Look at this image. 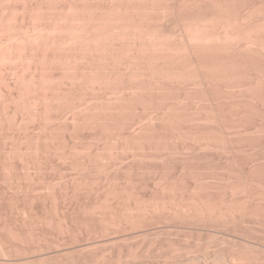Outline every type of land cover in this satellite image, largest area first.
Returning <instances> with one entry per match:
<instances>
[{"label":"rangeland","instance_id":"1","mask_svg":"<svg viewBox=\"0 0 264 264\" xmlns=\"http://www.w3.org/2000/svg\"><path fill=\"white\" fill-rule=\"evenodd\" d=\"M0 6V264H264V0Z\"/></svg>","mask_w":264,"mask_h":264},{"label":"bare ground","instance_id":"2","mask_svg":"<svg viewBox=\"0 0 264 264\" xmlns=\"http://www.w3.org/2000/svg\"><path fill=\"white\" fill-rule=\"evenodd\" d=\"M0 7H1V6H0ZM1 12H2V11H1ZM72 12H73V11H72ZM70 13H71V12H70ZM2 14H3V13H2ZM178 15H179V14H178ZM174 16H175V15H174ZM19 17H21V16H19ZM176 17H177V16H176ZM16 18H17V17H16ZM178 18H179V17H178ZM200 18H201V17H200ZM214 18H215V17H214ZM214 18H212V19H214ZM5 19H6V18H5ZM21 19H22V18H21ZM58 19H59V18H58ZM175 19H176V18H175ZM201 19H202V18H201ZM215 19H216V18H215ZM99 20H100V19H99ZM177 20H178V19H177ZM191 20H192V19H191ZM193 20H194V19H193ZM0 21H1V20H0ZM53 21H56V20H53ZM59 21H60V20H59ZM59 21H58V22H59ZM95 21H96V20H95ZM101 21H102V20H101ZM196 21H197V20H196ZM21 22H22V20H21ZM48 22H49V21H48ZM74 22H75V21H74ZM102 22H103V21H102ZM197 22H198V21H197ZM210 22H211V21H210ZM214 22H215V21H214ZM221 22H223V21H221ZM0 23H1V22H0ZM51 23H52V21H51ZM56 23H57V21H56ZM76 23H77V22H76ZM176 23H177V21H176ZM180 23H181V22H180ZM219 23H220V21H219ZM19 24H20V21H19ZM19 24H18V25H19ZM57 24H58V23H57ZM68 24H69V23H68ZM79 24H80V23H79ZM192 24H194V22H193ZM196 24H197V23H196ZM211 24H212V23H211ZM214 24H215V23H214ZM27 25H28V24H27ZM53 25H54V24H53ZM69 25H71V24H69ZM88 25H89V24H88ZM91 25H92V24H91ZM182 25H183V24H182ZM194 25H195V24H194ZM199 25H200V24H199ZM199 25H198V26H199ZM219 25H220V24H219ZM19 26H20V25H19ZM77 26H78V24H77ZM98 26H99V25H98ZM185 26H186V25H185ZM187 26H188V25H187ZM192 26H193V25H192ZM198 26H197V27H198ZM202 26H203V25H202ZM211 26H212V25H211ZM217 26H218V25H217ZM223 26H224V25H223ZM24 27H25V26H24ZM56 27H57V26H56ZM81 27H82V26H81ZM81 27H80V28H81ZM175 27H177V26H175ZM256 27H257V26H256ZM0 28H1V27H0ZM4 28H5V27H4ZM17 28H18V27H17ZM27 28H28V27H27ZM49 28H50V27H49ZM88 28H89V27H88ZM178 28H180V27H177V29H178ZM184 28H185V27H184ZM184 28H183V29H184ZM193 28H195V26H193ZM198 28H199V27H198ZM215 28H216V27H215ZM221 28H223V27H222V24H221ZM226 28H227V26H226ZM41 29H42V28H41ZM58 29H59V28H58ZM90 29H91V28H90ZM95 29H96V28H95ZM161 29H162V28H161ZM223 29H224V28H223ZM28 30H29V29H28ZM36 30H38V29H36ZM63 30H64V29H63ZM66 30H67V29H66ZM85 30H86V29H85ZM85 30L83 29V31H85ZM87 30H88V29H87ZM87 30H86V31H87ZM92 30H93V28L91 29V31H92ZM96 30H97V29H96ZM96 30H95V31H96ZM189 30H190V28H189ZM209 30H210V29H209ZM219 30H220V29H219ZM219 30H218V31H219ZM226 30H227V29H226ZM40 31H42V30H40ZM55 31H57V30H55ZM55 31H54V32L52 31V33H55ZM72 31H73V30H72ZM72 31H71V32H72ZM79 31H81V30H79ZM86 31H85V32H86ZM143 31L145 32V30H143ZM153 31H154V30H153ZM176 31H177V30H176ZM180 31H181V30H180ZM183 31H186V30H183ZM204 31H205V30H204ZM249 31H250V30H249ZM16 32H17V31H16ZM31 32H32V30H31ZM31 32H30V33H31ZM33 32H34V31H33ZM33 32H32V34H35V33H33ZM38 32H39V31H38ZM45 32H47V35H48V31H45ZM45 32H44V33H45ZM49 32H50V29H49ZM75 32H78V31H75ZM75 32H74V33H75ZM139 32H140V34L143 35V33H141V31H139ZM163 32H164V31H163ZM168 32H169V31H168ZM170 32H171V31H170ZM170 32H169V33H170ZM191 32H192V30H191ZM193 32H194V31H193ZM243 32H244V31H243ZM22 33H23V32H22ZM30 33L26 34V32H25V35L28 36ZM36 33H37V32H36ZM44 33H43V34H44ZM57 33H58V32H57ZM78 33H79V32H78ZM80 33H81V32H80ZM89 33H90V32H88V34H89ZM130 33H131V32H130ZM153 33H155V32H153ZM173 33H174V31L172 32V34H173ZM176 33H177V32H176ZM181 33H182V32H181ZM181 33H180V35H181ZM186 33H187V32H186ZM189 33H190V32H189ZM199 33H200V32H199ZM199 33H198V34H199ZM203 33H204V32H203ZM211 33H212V32H211ZM226 33H228V32H226ZM234 33H235V32H234ZM245 33H246V32H245ZM257 33H258V32H257ZM3 34H4V33H3ZM37 34H38V33H37ZM66 34H67V33H66ZM69 34H70V33H69ZM76 34H77V33H76ZM85 34H86V33H85ZM146 34H148V33H146ZM161 34L164 35L163 33H161ZM166 34H167V33H166ZM174 34H175V33H174ZM204 34H205V33H204ZM212 34H213V33H212ZM22 35H23V34H22ZM35 35H36V34H35ZM44 35H45V34H44ZM47 35H45V36H47ZM52 35H53V34H52ZM72 35H74V34H72ZM77 35H78V34H77ZM83 35H84V34H83ZM180 35H178V36H180ZM182 35H183V34H182ZM190 35H191V34H190ZM193 35H195V34H193ZM193 35H192V36H193ZM1 36H2V35H1ZM45 36H44V37H45ZM67 36H69V35H67ZM78 36H79V35H78ZM87 36H88V35H87ZM89 36H90V35H89ZM93 36H94V35H93ZM137 36H138V35H137ZM164 36H165V35H164ZM164 36H163V37H164ZM166 36H167V35H166ZM168 36H169V35H168ZM172 36L174 37V35H172ZM175 36H176V38H177V35H175ZM188 36H189V35H187L186 38H189ZM199 36H200V35H199ZM199 36H198V37H199ZM221 36H222V35H221ZM235 36H236V35H235ZM18 37H19V36H18ZM24 37H25V36H24ZM29 37H30V36H28V39H29ZM32 37H33V36H32ZM38 37H41V36H38ZM49 37H50V36H49ZM73 37H74V36H73ZM79 37H80V36H79ZM79 37H78V38H79ZM84 37H85V35H84ZM91 37H92V36H91ZM153 37H154V36H153ZM153 37H152V39H153ZM181 37H182V36H181ZM196 37H197V36H196ZM198 37H197V38H198ZM209 37H210V36H209ZM241 37H242V36H241ZM2 38H3V37H2ZM51 38H53V37H51ZM56 38H57V36H56ZM58 38H59V37H58ZM70 38H71V37H70ZM146 38H147V37H146ZM149 38H151V37H149ZM156 38H157V37H156ZM161 38H162V37H161ZM165 38H166V37H165ZM191 38H192V37H191ZM194 38H195V37H194ZM194 38H193V39H194ZM222 38H224V37L222 36ZM13 39H15V38H12V40H13ZM19 39H20V38H19ZM26 39H27V37H26ZM26 39L24 40V42L26 41L25 44H27V43L29 42V45H30V42L33 41V39H32V41L29 39L30 41L27 42ZM53 39H54V38H53ZM82 39H84V38H82ZM89 39H90V38H89ZM94 39H95V38H94ZM124 39H125V38H124ZM136 39H137V38H136ZM139 39H140V38H139ZM147 39H148V38H147ZM159 39H160V37H159ZM178 39H179V38H178ZM180 39H181V38H180ZM220 39H221V38H220ZM233 39H234V38H233ZM244 39H245V38H244ZM254 39H255V38H254ZM5 40H6V39H5ZM17 40H18V39H17ZM17 40H16V41H17ZM39 40H40V39H39ZM73 40H74V39H73ZM79 40H80V39H79ZM84 40H85V39H84ZM84 40H82V42H83ZM92 40H93V39H92ZM166 40H167V39H166ZM190 40H191V39H190ZM207 40H208V39H207ZM207 40H206V41H207ZM212 40H213V39H212ZM212 40H211V41H212ZM223 40H224V39H223ZM227 40H228V39H227ZM0 41H1V40H0ZM8 41H10V40H8ZM8 41H6V42H8ZM16 41H13V42L16 43ZM18 41H19V40H18ZM18 41H17V42H18ZM21 41H23V40H21ZM34 41H35V40H34ZM41 41H42V40H41ZM43 41H44V39H43ZM46 41H47V39H46ZM49 41H50V40H49ZM53 41H54V40H53ZM53 41H52V42H53ZM67 41H68V40H67ZM71 41H72V39H71ZM77 41H78V40H77ZM80 41H81V40H80ZM80 41H79V43H80ZM85 41H86V40H85ZM85 41H84V42H85ZM90 41H91V40H90ZM137 41H138V40H137ZM142 41H143V40H142ZM150 41H151V39H150ZM161 41H162V40H161ZM161 41H157V43L160 42V45H162L163 42H162V44H161ZM169 41H170V40H169ZM174 41H175V40H174ZM187 41H188V40H187ZM193 41H194V40H193ZM196 41H197V40H196ZM204 41H205V40H204ZM204 41H203V42H204ZM6 42H4V43H6ZM37 42H38V41H37ZM47 42H48V41H47ZM47 42H45V43H47ZM74 42H76V41H74ZM91 42H92V41H91ZM135 42H136V41H135ZM138 42H139V41H138ZM147 42H148V41H147ZM151 42H152V41H151ZM176 42H177V41H176ZM230 42H231V41H230ZM257 42H258V41H257ZM1 43H3V42H1ZM9 43H10V42H9ZM11 43H12V42H11ZM18 43H20V42H18ZM22 43H23V42H22ZM22 43H21V44H22ZM41 43H43V42H41ZM41 43H40V44H41ZM54 43H55V42H54ZM54 43H53V44H54ZM66 43H67V42H66ZM132 43H133V42H132ZM140 43H141V42H140ZM144 43H146V42H144ZM179 43H180V42H179ZM179 43H178V44H179ZM185 43H186V42H185ZM217 43H219V42H217ZM252 43H253V42H252ZM31 44H34V42H32ZM49 44H51V43L49 42ZM58 44H59V43H58ZM60 44H61V43H60ZM69 44H70V43H69ZM71 44H72V43H71ZM82 44H83V43H82ZM88 44H90V43H88ZM137 44H138V43H137ZM170 44H171V43H170ZM172 44H173V43H172ZM178 44H177V45H178ZM181 44H182V43H181ZM188 44H189V43H188ZM194 44H195V43H194ZM196 44H197V43H196ZM205 44H206V43H205ZM215 44H216V42H215ZM235 44H236V43H235ZM263 44H264V43H263ZM3 45H4V44H3ZM22 45H23V44H22ZM36 45H37V44H34L33 46L36 47ZM43 45H44V44H43ZM133 45H134V44H132L131 46H133ZM149 45H150V43H149ZM149 45H148V46H149ZM153 45H154V44H153ZM167 45H168V44H167ZM200 45H201V44H200ZM203 45H204V44H203ZM233 45H234V44H233ZM245 45H246V44H245ZM6 46H7V44H6ZM26 46H27V45H26ZM30 46H31V45H30ZM38 46H39V43H38ZM40 46H41V45H40ZM40 46H39V47H40ZM48 46H50V45H48ZM56 46H57V45H56ZM60 46H61V45H60ZM68 46H69V45H68ZM76 46H77V45H76ZM88 46H89V45H88ZM143 46H144V45H143ZM146 46H147V45H146ZM156 46H158V45L156 44ZM183 46H185V45L183 44ZM197 46H198V45H197ZM215 46H216V45H215ZM259 46H260V45H259ZM259 46H258V47H259ZM262 46H263V45H262ZM262 46H261V47H262ZM17 47H18V46H17ZM19 47H20V46H19ZM23 47H24V46H22V48H23ZM27 47H28V46H27ZM42 47H43V46H42ZM45 47H46V46H45ZM74 47H75V46H74ZM77 47H78V46H77ZM138 47H139V46H138ZM152 47H153V46H152ZM165 47H166V46H165ZM179 47H180V46H179ZM185 47H186V46H185ZM187 47H188V45H187ZM192 47H193V46H192ZM263 47H264V46H263ZM2 48H3V47H2ZM28 48H29V47H28ZM50 48H51V47H50ZM75 48H76V47H75ZM75 48H73V49H75ZM82 48H83V47H82ZM93 48H94V47H93ZM139 48H140V47H139ZM154 48H155V47H154ZM154 48H153V49H154ZM159 48H161V47H159ZM163 48H164V47H163ZM181 48H182V47H181ZM241 48H243V47H241ZM33 49H34V48H33ZM36 49H39V48L37 47ZM58 49H59V48H58ZM71 49H72V48H71ZM91 49H92V47H91ZM130 49H131V48H130ZM166 49L168 50V48H166ZM170 49H171V48H170ZM188 49H189V48H188ZM200 49H201V48H200ZM212 49H213V48H212ZM221 49H222V48H221ZM244 49H245V48H244ZM249 49H250V48H249ZM9 50H10V49H9ZM12 50H13V49H12ZM159 50H160V49H159ZM159 50H157V51L159 52ZM163 50H164V49H163ZM190 50H191V49H190ZM262 50H263V48H262ZM262 50H261V51H262ZM13 51H14V50H13ZM21 51H23V49H22ZM24 51H25V47H24ZM44 51H45V50H44ZM44 51H43V52H44ZM63 51H64V50H63ZM77 51H78V50H77ZM129 51H130V50H129ZM139 51H140V50H139ZM146 51H147V50H146ZM146 51H145V52H146ZM161 51H162V50H161ZM187 51H188V50H187ZM187 51H186V52H187ZM196 51H197V50H196ZM206 51H207V50H206ZM212 51H213V50H212ZM0 52H1V51H0ZM15 52H16V51H15ZM15 52H14V53H15ZM27 52H28V50H27ZM31 52H32V51H31ZM36 52H37V50H36ZM40 52H41V51H40ZM43 52H42V53H43ZM45 52H46V51H45ZM47 52H49V51H47ZM50 52H51V51H50ZM79 52H80V51H79ZM82 52H83V51H82ZM84 52H85V51H84ZM95 52H96V51H95ZM132 52H133V51H132ZM140 52H141V51H140ZM140 52H139V54H140ZM182 52H183V51H180L179 53H182ZM201 52H202V51H201ZM2 53H4V52H2ZM5 53H6V52H5ZM5 53H4V54H5ZM23 53H24V52H23ZM32 53H34V51H33ZM32 53H31V54H32ZM67 53H68V52H67ZM150 53H151V52H150ZM176 53L178 54V52H176ZM199 53H200V52H199ZM216 53H217V52H216ZM257 53H258V52H257ZM16 54H17V52H16ZM25 54H26V52H25ZM25 54H24V55H25ZM52 54H53V52H52ZM128 54H129V53H128ZM141 54H142V53H141ZM146 54H147V53H146ZM156 54H157V53H156ZM158 54H159V53H158ZM161 54H162V53H161ZM190 54H191V53H190ZM193 54H194V53H193ZM193 54H192V55H193ZM229 54H230V53H229ZM18 55H20V52H19ZM39 55H40V54H39ZM43 55H44V54H43ZM125 55H127V54H125ZM149 55H150V54H149ZM194 55H195V54H194ZM0 56H1V55H0ZM57 56H58V55H57ZM66 56H67V55H66ZM77 56H78V53H77ZM80 56H81V55H80ZM152 56H153V55H152ZM156 56H157V55H156ZM156 56H155V57H156ZM159 56H161V55H159ZM177 56H178V55H177ZM189 56H190V55H189ZM198 56H199V55H198ZM258 56H259V55H258ZM28 57H29V56H28ZM33 57H34V56H33ZM81 57H83V55H82ZM132 57H133V56H132ZM135 57H136V56H135ZM138 57H139V56H138ZM143 57H144V56H143ZM164 57H165V56H164ZM18 58H19V56H18ZM20 58H22V57H20ZM35 58H36V57H35ZM44 58H45V57H44ZM48 58H49V57H48ZM73 58H75V57H73ZM145 58H146V57H145ZM158 58H159V57H158ZM167 58H168V57H167ZM174 58H175V57H174ZM177 58H178V57H177ZM180 58H181V57H180ZM26 59H28V58H26ZM30 59H31V58H30ZM71 59H72V58H71ZM76 59H77V58H76ZM76 59H74V60H76ZM78 59H79V58H78ZM142 59H143V58H142ZM184 59H185V58H184ZM192 59H193V57H192ZM19 60H20V59H19ZM31 60H32V59H31ZM31 60H29V61H31ZM33 60H34V59H33ZM40 60H41V59H40ZM50 60H51V59H50ZM63 60H64V59H63ZM74 60H72L71 63H75ZM101 60H102V59H101ZM129 60H130V59H129ZM147 60H148V59H147ZM158 60H159V59H158ZM190 60H191V59H190ZM193 60H194V59H193ZM193 60H192V61H193ZM10 61H11V60H10ZM23 61H24V63H25V60H22V62H23ZM35 61H36V60H35ZM35 61H34V63H35ZM42 61H43V60H42ZM61 61H62V60H61ZM66 61H67V60H66ZM76 61H77V60H76ZM141 61H142V60H141ZM174 61H175V60H174ZM12 62L14 63V61H12ZM18 62H19V61H18ZM27 62H28V61H27ZM49 62H50V61H49ZM55 62H57V61L55 60ZM67 62H68V61H67ZM67 62H66V63H67ZM77 62H78V61H77ZM84 62H85V61H84ZM126 62H127V60H126ZM143 62H145L144 59H143ZM156 62H157V60H156ZM159 62H160V60H159ZM236 62H237V61H236ZM30 63H31V62H30ZM36 63H37V62H36ZM71 63H68V64H71ZM147 63H148V62H147ZM8 64H9V63H8ZM32 64H33V63H32ZM78 64H79V62H78ZM163 64H164V62H163ZM195 64L197 65V63H195ZM14 65H16V64H14ZM20 65H21V63H20ZM33 65H35V64H33ZM61 65H62V64H61ZM61 65H59V67H60ZM192 65H193V67H194V64H192ZM192 65H191V66H192ZM198 65H199V64H198ZM63 66H65V65H63ZM89 66H90V65H89ZM92 66H93V65H92ZM97 66H98V65H97ZM15 67H16V66H15ZM21 67H22V65H21ZM9 68H11V66H10ZM18 68H19V67H18ZM94 68H95V67H94ZM12 69H13V68H12ZM196 69H197V68H196ZM21 70H22V69H21ZM34 71L36 72V70H34ZM91 71H92V70H91ZM184 71H185V70H184ZM194 71H195V70H194ZM22 72H23V71H22ZM22 72H21V73H22ZM57 72H58V71H57ZM163 72H165V71H163ZM166 72H167V71H166ZM13 74H14V73H13ZM32 74H33V72H32ZM36 74H37V73H36ZM63 74H64V73H63ZM87 74L89 75V73H87ZM163 74H164V73H163ZM59 75H60V74H59ZM85 75H86V74H85ZM165 75H166V74H165ZM18 76H19V75H18ZM30 76H31V75H30ZM33 76H34V75H33ZM167 76H168V75H167ZM171 76H172V75H171ZM197 76H198V75H197ZM201 76H202V75H201ZM209 76H210V75H209ZM21 77H23V76H21ZM59 77H61V76H59ZM64 77H65V76H64ZM86 77H87V76H86ZM206 77H207V76H206ZM17 78H18V77H17ZM19 78H20V77H19ZM92 78H93V77H92ZM164 78H165V77H164ZM209 78H210V77H209ZM165 79L167 80V78H165ZM211 79H212V78H211ZM20 80H22V79H20ZM31 80H32V79H31ZM68 80H70V79H68ZM86 80H87V78H86ZM201 80H202V78H201ZM206 80H207V79H206ZM32 81H33V80H32ZM204 81H205V80H204ZM17 82H18V84H19V81H18V80H17ZM36 82L38 83V81H36ZM36 82H35V83H36ZM71 82H72V81H71ZM201 82H202V81H201ZM21 83H22V82H21ZM39 83H40V82H39ZM69 83H70V82H69ZM66 84H67V83H66ZM72 84H73V83H72ZM200 84H201V83H200ZM202 84H203V82H202ZM67 85H68V84H67ZM89 86H90V85H89ZM70 88H71V86H70ZM205 88H206V87H205ZM207 91H208V90H207ZM0 92H1V91H0ZM5 92H6V91H5ZM46 92H47V91H46ZM46 92H45V93H46ZM50 92H52V91H50ZM37 93H38V91H37ZM41 93H43V92H41ZM0 94H1V93H0ZM34 94H35V93H34ZM39 94H40V93H39ZM55 94H56V93H55ZM2 99H3V98H2ZM54 99H55V98H54ZM3 101H4V100H3ZM3 101H1V102H3ZM47 101H48V100H47ZM5 103H6V101H5ZM33 103H34V102H33ZM33 103H32V104H33ZM24 104H25V103H24ZM26 104H27V103H26ZM29 104H30V103H29ZM33 105H34V104H33ZM29 106H30V105H29ZM31 106H32V105H31ZM4 110H5V109H4Z\"/></svg>","mask_w":264,"mask_h":264}]
</instances>
